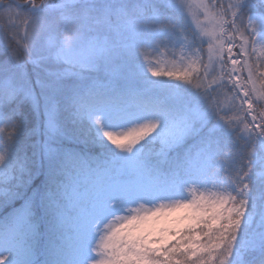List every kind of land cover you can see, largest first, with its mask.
I'll list each match as a JSON object with an SVG mask.
<instances>
[{
    "label": "snow or ice",
    "instance_id": "6c2138e0",
    "mask_svg": "<svg viewBox=\"0 0 264 264\" xmlns=\"http://www.w3.org/2000/svg\"><path fill=\"white\" fill-rule=\"evenodd\" d=\"M0 264H264V0H0Z\"/></svg>",
    "mask_w": 264,
    "mask_h": 264
},
{
    "label": "rangeland",
    "instance_id": "374dc122",
    "mask_svg": "<svg viewBox=\"0 0 264 264\" xmlns=\"http://www.w3.org/2000/svg\"><path fill=\"white\" fill-rule=\"evenodd\" d=\"M163 66V65H162Z\"/></svg>",
    "mask_w": 264,
    "mask_h": 264
}]
</instances>
